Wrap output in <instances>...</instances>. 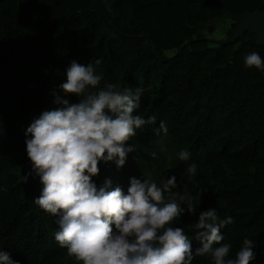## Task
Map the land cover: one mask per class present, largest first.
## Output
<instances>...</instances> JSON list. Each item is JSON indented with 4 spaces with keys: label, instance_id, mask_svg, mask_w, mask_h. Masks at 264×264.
Wrapping results in <instances>:
<instances>
[{
    "label": "trees",
    "instance_id": "obj_1",
    "mask_svg": "<svg viewBox=\"0 0 264 264\" xmlns=\"http://www.w3.org/2000/svg\"><path fill=\"white\" fill-rule=\"evenodd\" d=\"M263 10L259 0H0V251L19 264H82L55 241L56 217L34 203L40 178L23 179L32 171L27 128L61 107L53 92L79 101L59 87L76 61L95 65L100 88H140L134 115L156 117L126 142L136 147L122 168L99 163L97 186L110 179L127 193L131 178L159 184L175 175L174 191L189 193L196 212L172 226L193 249L199 212L215 208L234 221L221 229V243L232 245L226 259L248 238L250 264H264V71L244 63L252 52L264 59V46L251 31L231 42L198 37L217 21ZM161 121L168 131L157 135ZM182 150L189 160L179 159ZM192 163L197 174L189 178ZM193 264L214 262L206 255Z\"/></svg>",
    "mask_w": 264,
    "mask_h": 264
},
{
    "label": "clouds",
    "instance_id": "obj_2",
    "mask_svg": "<svg viewBox=\"0 0 264 264\" xmlns=\"http://www.w3.org/2000/svg\"><path fill=\"white\" fill-rule=\"evenodd\" d=\"M244 63L264 71V59L256 52L246 55ZM66 77L60 89L79 101L70 103L53 92L54 103L61 107L44 110L27 128L32 171L23 179L26 183L32 173L40 178L43 187L34 203L56 217L54 239L68 256L82 264H193L195 257L206 255L214 264H250L255 259L248 238L235 259H226L232 245L221 243V229L234 221L231 216L221 219L215 208L199 212L195 227L200 246L193 249L184 229L172 226L178 217L196 212L189 193L174 191L179 188L175 175L159 184L131 178L127 193L113 187L110 179L98 187L93 177L99 175V163L114 162L122 168L136 147L126 142L136 130L154 124L156 117L134 115L140 107V88L118 90L115 84L100 88L102 76L92 63L72 61ZM161 131H168L163 121L155 129L157 135ZM190 155L188 150L178 153L181 161ZM186 174L194 178L197 165L190 164ZM0 264L19 261L0 251Z\"/></svg>",
    "mask_w": 264,
    "mask_h": 264
},
{
    "label": "rangeland",
    "instance_id": "obj_3",
    "mask_svg": "<svg viewBox=\"0 0 264 264\" xmlns=\"http://www.w3.org/2000/svg\"><path fill=\"white\" fill-rule=\"evenodd\" d=\"M242 21V20H241ZM237 18H225L221 21H217L214 24V32L212 34L203 33L198 35V37H206L213 42L229 40L235 36L236 27L240 28V22ZM235 29V30H234ZM254 32L256 33L257 41L263 42L264 38V23L254 26ZM260 43V42H259ZM173 51L165 52V55L170 57L173 55Z\"/></svg>",
    "mask_w": 264,
    "mask_h": 264
},
{
    "label": "water",
    "instance_id": "obj_4",
    "mask_svg": "<svg viewBox=\"0 0 264 264\" xmlns=\"http://www.w3.org/2000/svg\"><path fill=\"white\" fill-rule=\"evenodd\" d=\"M264 5V0H259ZM239 19L240 22V28L236 27L235 36H233L231 39L226 40V42H231L237 38L242 37L245 31H251L255 34V41L257 44L264 46V41H257L256 33L254 32V26H257L261 23H264V10L263 11H255L252 13H245L239 17H236ZM234 29V30H235ZM264 40V38H263ZM260 42V43H259Z\"/></svg>",
    "mask_w": 264,
    "mask_h": 264
}]
</instances>
